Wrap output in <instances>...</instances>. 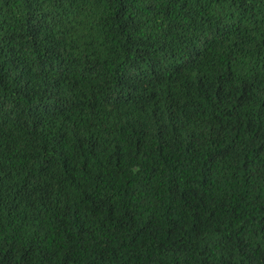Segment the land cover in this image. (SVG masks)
<instances>
[{
	"label": "trees",
	"instance_id": "1",
	"mask_svg": "<svg viewBox=\"0 0 264 264\" xmlns=\"http://www.w3.org/2000/svg\"><path fill=\"white\" fill-rule=\"evenodd\" d=\"M0 264H264V0H0Z\"/></svg>",
	"mask_w": 264,
	"mask_h": 264
}]
</instances>
